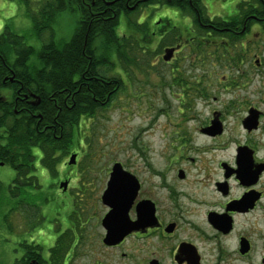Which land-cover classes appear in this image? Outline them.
Returning <instances> with one entry per match:
<instances>
[{
	"label": "flooded vegetation",
	"instance_id": "flooded-vegetation-1",
	"mask_svg": "<svg viewBox=\"0 0 264 264\" xmlns=\"http://www.w3.org/2000/svg\"><path fill=\"white\" fill-rule=\"evenodd\" d=\"M68 1L88 8V17L99 21L117 18L118 3V8L130 13L122 16L143 14V20L140 14L137 21L129 20L128 25L135 29L123 38L131 48L136 41L144 51L156 50L163 65L179 62L185 50H190L193 62L206 53L201 58L207 65L217 64L231 73L224 76L230 86L244 79L259 87L223 101L213 97L218 103L215 107L208 101L209 94L200 92L206 107L200 110L204 114H194L198 110L191 100L196 102L198 93L189 86L183 94L188 103L178 109L182 121L171 122L174 136L167 135L169 141L158 159L146 153L123 165L137 181L129 186V195L135 190L136 195L127 212L130 230L125 237L112 245L104 242L107 231L102 220L110 209L103 204L108 212L101 220L96 218L93 227L100 222L104 236H86L85 224L78 221L81 228L71 239L70 189L64 191L60 185L69 181L67 173L78 166L81 150L74 149L62 158L56 168L61 176L58 181L42 167L43 151L35 137L39 127L40 133L50 136L57 126L53 122L40 126L41 106L54 105L62 111L60 98L66 108H73L77 98L83 101L85 74L75 77V90L65 87L59 94L49 89L40 92L38 62L20 61L19 43L25 35L5 23L2 26L0 20V236L5 253L0 264H71L75 252L85 264H264V83L256 81L264 82V0H243L241 9L229 17L209 16L206 7V13L200 12L194 0L187 1L191 13L182 11L186 0ZM4 2L0 0L4 10L15 7ZM153 4L180 9L188 16L190 28L183 29L165 17L150 21L144 11ZM26 19L30 32L34 22ZM45 28L46 36L52 33L49 23ZM32 46H38L36 39ZM207 47L214 50L212 55L205 51ZM169 53L171 57L166 59ZM114 65L125 83L128 71L123 72L117 62ZM28 151L29 157H23ZM72 154L77 155L73 167L66 163ZM22 166L27 168L24 173ZM40 171L51 180L50 193L60 197L59 205L36 187L41 185ZM80 191L83 200L86 190Z\"/></svg>",
	"mask_w": 264,
	"mask_h": 264
},
{
	"label": "rangeland",
	"instance_id": "rangeland-1",
	"mask_svg": "<svg viewBox=\"0 0 264 264\" xmlns=\"http://www.w3.org/2000/svg\"><path fill=\"white\" fill-rule=\"evenodd\" d=\"M4 1V4H13L15 7L10 10L0 8L1 25L3 26L5 23L14 32L27 35L30 24L29 20L26 19V11L23 5L18 3V0ZM240 1L202 0V3L208 10L209 16L223 15V17H229L240 7L238 6ZM144 12L150 17V21L160 20L165 17L183 29L190 28L188 16L180 9L168 5L159 6L158 4H153L147 6ZM139 14H132L129 17L123 15L120 18V25L117 29L120 37L123 38L124 34L132 33L131 31L135 28L129 26L128 22L130 19H138ZM139 17H141V20L145 18L143 14H140ZM77 18L68 13L63 14L56 27L58 36H61V38L70 37L76 26ZM130 38L133 39L132 37ZM133 43L137 51L133 55L130 53V67L132 66V68L129 67L130 69L127 70L128 74L127 78L124 79L125 83H122L115 90L112 101L109 104L106 103L105 108L100 110L95 118L85 121L81 131L80 128L75 129L77 132L75 139L78 137V142L70 149L71 151L78 149L81 150L82 154H85L87 140L90 143L88 145V156L82 157L79 155L78 166L71 169L73 166L70 165L72 166L71 170L67 173V176L71 179H69L70 182L65 181L70 189V194L67 198L69 202L67 210L69 232L75 229L78 233L81 226H79V223L76 224V222L80 221L82 225L83 223L85 224L86 236L97 237L96 235L98 234H101L102 237L104 236V227L102 228L100 222H98V227L95 225V228L93 224L97 222L96 218L101 220L105 213L108 212L107 208L100 202V198L106 190L112 166L115 163L127 165V163L132 162V159L144 157L146 153L148 156L153 157L155 161L158 159L160 152L169 141L167 135L174 132L170 125L173 122L182 121L178 109L182 108L184 103H188V100L185 101L183 94L190 88L189 86L196 88L195 92L198 93L197 101L195 102L193 98L191 100L194 103L193 108L198 110L194 114H204L200 110L206 107L204 100L200 99L202 96L200 92L209 94L208 101L212 107H215L218 103L213 101V97H218L220 101H223L230 99L232 94L253 93L259 87L258 84L253 82L248 84L249 80L244 79L239 80L237 85L230 86L229 79L224 80V76L230 77L229 74L231 73H226L217 64L207 65L208 61L204 62L205 59L201 58H206V53H201V56L196 59V63L190 58V50H185L180 54L179 62L170 66L161 64L162 58H159L160 55H158L156 50L148 52L145 49L147 51H144V48H140L136 41H133ZM94 47L96 46L94 45ZM202 51H204L203 48ZM205 51L207 54L212 55L214 50L207 47ZM253 51L255 52L256 50ZM253 51L250 52L251 57L254 55ZM192 65L194 66L193 69ZM112 73L108 76L117 79L121 78L118 72ZM211 74L212 78L209 80L208 77ZM257 80L264 83L262 79L257 78ZM243 85L245 87L241 89ZM65 152L68 153L67 156L70 154L69 147L65 148ZM94 159L95 163H91ZM137 162L140 163L141 160ZM71 171L73 173L70 176ZM37 175L40 177L43 195L47 198L51 197V200L55 201V206L59 205L60 197L58 198L55 194L52 195L50 193L51 180H46L44 176H41V171ZM52 176L58 181L61 177L56 170L53 171ZM63 176L66 177L64 174ZM79 188L83 192L86 190L83 200H81L82 194ZM3 254H5L4 246L0 236V257ZM72 258L71 264L86 263L83 258L78 257L77 252L74 253ZM1 263L3 264V262Z\"/></svg>",
	"mask_w": 264,
	"mask_h": 264
},
{
	"label": "trees",
	"instance_id": "trees-1",
	"mask_svg": "<svg viewBox=\"0 0 264 264\" xmlns=\"http://www.w3.org/2000/svg\"><path fill=\"white\" fill-rule=\"evenodd\" d=\"M187 1H182V11L191 13L192 11ZM18 3L23 5L26 11L25 16L31 20L33 19L34 22L32 30L20 38L23 42L19 43L21 47L20 61L36 60L38 62V85L42 88L40 92L44 93L49 89L59 94L65 87L75 90L73 88L77 87L74 83L75 77L83 72L85 74V95L82 102L78 101L77 98L74 101L75 105L73 108H66L62 105L63 99L60 98L59 102H61L62 111H58L54 105L49 108L41 106L38 109V114L43 119L40 126H46L52 122L57 125L50 136L40 133L42 128L39 127L35 137L36 143L43 151L41 158L42 167L48 168L53 173L62 158L68 154L65 152V148L69 147L70 152L75 143L77 144L78 137L75 139L77 135L75 129L80 128L81 131L85 121L95 118L98 112L105 108V104H109L112 101L115 90L122 83L124 84L121 78L117 79L108 75L111 72H116L114 70L115 62L119 66L122 65V71L126 73L131 65L130 53L133 55L137 51L135 49L136 46H133L132 49L125 38L120 37L117 32L122 14L125 13L128 16L130 13L125 8L122 10L118 8V3L116 5L117 18L99 21L93 19L94 17L92 16L88 17L90 13L88 8H78L73 2L68 0H38L36 3H33L32 0H18ZM242 4L243 0L238 4L240 6L239 9H241ZM193 5L200 12H205V6L201 0H194ZM102 7V10L107 9L106 6ZM66 13L73 16L74 14L80 16L81 13L84 16L78 17L70 37L61 38L56 32V27L62 15ZM110 13L109 11L108 15ZM82 19H85V21H82ZM48 23L53 31L46 36L45 27ZM86 37L87 42L85 44ZM35 39L38 46L30 47V43H33ZM133 63L135 64V62ZM119 75H121L120 72ZM82 103L83 106L81 107ZM89 143L87 140L86 152L85 154L81 152L80 156H88ZM29 155L28 151V154H24L23 157H29ZM94 161L95 159L91 163H95ZM23 168L22 173L26 172L27 169ZM36 187L38 189L42 188L40 184ZM71 232L70 238L72 239L76 235V231L71 230ZM71 246L70 244V248Z\"/></svg>",
	"mask_w": 264,
	"mask_h": 264
},
{
	"label": "water",
	"instance_id": "water-1",
	"mask_svg": "<svg viewBox=\"0 0 264 264\" xmlns=\"http://www.w3.org/2000/svg\"><path fill=\"white\" fill-rule=\"evenodd\" d=\"M171 53V52H170ZM166 59H170L171 54ZM77 155L73 154L70 158L69 165L76 164ZM131 183L137 184L135 177L124 169L121 163L112 166L107 188L102 195V202L110 208V211L102 220V225L107 231L104 242L108 245L115 244L122 240L130 230L127 212L132 203L134 193L129 195ZM60 187L66 191L68 183H61Z\"/></svg>",
	"mask_w": 264,
	"mask_h": 264
}]
</instances>
